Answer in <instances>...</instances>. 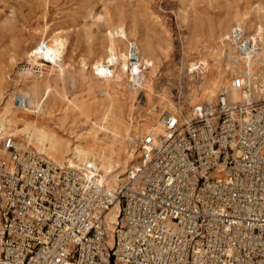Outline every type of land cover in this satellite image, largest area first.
<instances>
[{
    "label": "built area",
    "instance_id": "1",
    "mask_svg": "<svg viewBox=\"0 0 264 264\" xmlns=\"http://www.w3.org/2000/svg\"><path fill=\"white\" fill-rule=\"evenodd\" d=\"M227 39L230 63L262 48L241 27ZM227 71L215 96L160 115L164 134L137 140L139 161L117 190L96 163L57 165L0 129V264H264L263 77Z\"/></svg>",
    "mask_w": 264,
    "mask_h": 264
},
{
    "label": "rangeland",
    "instance_id": "2",
    "mask_svg": "<svg viewBox=\"0 0 264 264\" xmlns=\"http://www.w3.org/2000/svg\"><path fill=\"white\" fill-rule=\"evenodd\" d=\"M235 27L261 42L245 65L229 62ZM228 68L264 77V0H0V127L70 167L95 158L110 181L161 112L216 95Z\"/></svg>",
    "mask_w": 264,
    "mask_h": 264
},
{
    "label": "bare ground",
    "instance_id": "3",
    "mask_svg": "<svg viewBox=\"0 0 264 264\" xmlns=\"http://www.w3.org/2000/svg\"><path fill=\"white\" fill-rule=\"evenodd\" d=\"M254 40H256V42H258L257 39L254 38ZM38 48H39V50L43 53V56H44L46 59H51V58L53 57V55H52L53 52H52V49H51L52 47L50 46L49 42H47V41H43V42L39 45ZM130 49H131V48H130ZM261 53H262V50L259 49V51L256 52V54L254 55V57H252L251 60L255 59L256 56H257V55L259 56ZM128 56H129V64H128V62L126 61V59H123V69H124V70H126V69L128 68V69H130V70H129L130 73L135 74V73H137V72L139 71V67H141V68L144 67V66L142 65V58H141V56H140V60H139L138 62H132V60H131V51H130V53H129ZM82 65H85V63L82 62ZM146 66L149 67L148 64H146ZM255 72H256V70H255ZM256 73H257V72H256ZM110 74H111V69L107 68V69H106V75L109 76ZM260 76H262V75H261V74H259V75L257 74V77H254L253 79H257V80H258ZM262 79H263V83H264V77H263ZM214 96H215V95H214ZM198 100H199V99H198ZM193 104H194V103H193ZM180 110H182V109H179V110H170V111H175V112H177V111H180ZM164 112H165V111L161 112L160 115H161L162 113H164ZM160 115H159V117H160ZM159 117L157 118V121H156L155 125H154L153 127H151L148 131L142 133L141 136L137 138V140L140 139L145 133H149L150 131H154L156 135H158V134H164V130H163L162 126L159 124ZM0 129L4 131V135H12V134L10 133V131H6L4 128L0 127ZM12 136H14V135H12ZM16 139H17V138H16ZM0 140H1V137H0ZM136 143H137V141H136L135 143H133V144H134V145H133V146H134V150L132 151L133 153H131V155H130V159H129V161L132 160L131 163L129 162L130 164L127 165V168H126V170L124 171L123 174H121V175H117V177H115V178H114L113 180H111V181H110L109 179H106V178H105V176H104V174H103V168H102V165H101V164H100L95 158H87L83 163H81V164H79L77 167H73V168L79 169L80 171H83V172H87V171L85 170V168H84V165H85L87 162H94V163H96V165H97V167H98V173H96L95 175H96V177L99 179V181H100L101 183L107 185L109 189L117 190V189H119V188L123 185V183L125 182L126 177H124V176L127 175V173H128L129 170H130L129 168L132 166L131 164H133L134 161H135L134 153H135V149H136ZM17 147H18V148H22V149H27V150H30V151H33V152L37 153L36 151H34L33 149H31V148H29V147H20V146H19V142H18V140H17ZM136 151H137V150H136ZM47 159H48V158H47ZM48 160H49V159H48ZM49 161H51V162H53V163H55V164H57V165H60V166L70 167V166H68V165H66V164H63L62 162L52 161V160H49ZM135 167H136V166H135ZM133 168H134V167H133ZM118 211H119V206L117 205L114 209H112V210L110 211V213L107 215V219H106V226H107V229H108V232H109V235H110V240H109V244H110V246H113V235H114V231H115V224L117 223Z\"/></svg>",
    "mask_w": 264,
    "mask_h": 264
}]
</instances>
